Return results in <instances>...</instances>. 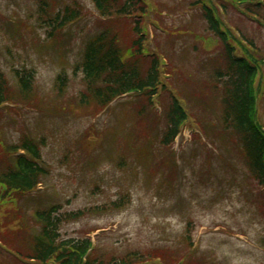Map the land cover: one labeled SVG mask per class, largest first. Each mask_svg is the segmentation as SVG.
Returning <instances> with one entry per match:
<instances>
[{"label": "rangeland", "instance_id": "1", "mask_svg": "<svg viewBox=\"0 0 264 264\" xmlns=\"http://www.w3.org/2000/svg\"><path fill=\"white\" fill-rule=\"evenodd\" d=\"M74 1L82 6L86 18L60 32L54 41H47L44 18H40L42 2L51 11ZM145 1L163 10V18L177 11V17L170 16L166 21L149 13L147 30L154 38L150 39L148 32L146 48L150 52L156 46L159 48L173 72L170 85L177 91L184 89L187 99L200 88V83L206 84L215 63L201 55L200 48H196L199 55L194 53L195 42L190 36L161 34L153 19L168 31L190 27L204 34L203 24L187 10L192 0ZM226 12L228 25L236 27L239 35L254 38L264 48V30L233 7ZM96 19L92 0H0V73L13 91L18 90L15 71L25 68L35 74L33 100L20 103L15 109L0 110V146L16 145L23 135L37 142L43 139L45 143L40 152L48 175L36 192L16 204L22 219L30 220L35 212L58 206L62 214L83 212L81 219L61 226V238H92L94 253L107 259L156 250L174 256L183 247L182 237L191 222L195 246L189 255L194 260L202 264H264V212L258 209L259 193L251 192L244 183L249 181L245 167L227 138L231 167L219 164L217 159L207 163L201 148L183 137L177 140L180 145L176 143L171 149L159 147L164 128L161 112L155 116H147L146 112L144 124L136 122L140 109L136 105L142 104L139 100H118L97 118L90 117L91 106H77L84 85L81 74L74 75L75 67L82 59L86 43L104 29ZM61 74L67 81L59 93L57 77ZM189 74L196 75L200 82L197 80L196 86L187 92ZM167 98L163 93L158 101ZM189 98V104L197 106L194 111L199 123L208 132L205 123L210 113L203 109L209 104L194 94ZM158 105L159 102L156 108ZM261 109L264 113V101ZM142 125L152 127L153 133L149 134L148 128L141 131ZM212 132L216 136L217 128ZM89 135L96 142L88 143ZM210 166L217 169L216 176H209ZM224 179L240 182L245 191L243 197L236 193L231 201L225 199L212 205L209 189L213 184L224 191ZM122 197L127 204L123 209L110 207Z\"/></svg>", "mask_w": 264, "mask_h": 264}, {"label": "trees", "instance_id": "2", "mask_svg": "<svg viewBox=\"0 0 264 264\" xmlns=\"http://www.w3.org/2000/svg\"><path fill=\"white\" fill-rule=\"evenodd\" d=\"M92 3L97 12L96 20L104 29L86 43L82 59L75 67L74 75L81 74L84 85L78 107L91 106L90 117L96 118L116 99L139 92L144 95L145 105L140 107L136 117L144 124L142 118L150 108V97L160 89L166 91L161 81L159 48L156 46L155 53L146 48L150 19L148 4L145 0H92ZM47 6L46 2L40 6L47 41H54L60 32L86 18L84 9L76 1L58 10L47 11ZM231 7L240 8L243 16L253 20L259 30H264V0H192L187 10L203 24L204 34L190 27L168 31L159 23L161 34L166 37L190 36L195 42L194 53L199 55L196 48H200V54L207 55V59L215 63L211 78L208 76L206 84L200 83V88L192 91L187 99L178 92V96L170 95L169 101L162 103L164 128L160 145L170 147L182 129L190 125L201 127L195 118L194 104L187 102L190 95L194 94L196 98L214 96L213 102L218 105L220 115L210 122L211 129L218 130V134L212 136L213 140L222 142L229 137L235 143L252 186L261 189L264 188V124L257 120V104L264 101V48L247 34L241 35L242 40L237 39L225 26L219 10L222 8L226 13ZM164 14L159 7L154 9V16L162 17L164 21L170 16L177 17V11L163 18ZM176 71L174 67V74ZM14 74L17 91L8 86L0 73V108L10 105L14 108H5L15 109L20 103L33 100L34 72L22 68ZM192 77L187 85L188 92L194 84L196 86L197 80L200 82L196 75ZM66 81L64 74L57 77L59 93L66 87ZM180 97L187 102V110L180 104ZM44 146V140L36 144L26 135L17 145L0 146V264H145L155 258H161L165 264H178V258L157 251L131 252L109 259L97 253L86 257L91 248L89 239L63 240L60 236L61 226L70 220L81 219L82 212L62 216L61 207H52L36 212L34 220H23L16 204L36 191L47 177L41 166L40 148ZM19 151L25 154L15 156ZM233 186L234 182L227 184V195H231ZM123 204V201L113 203L112 207L123 208ZM258 206L264 212V192L259 193ZM185 235L183 240L190 242L189 225ZM262 244L264 246V239ZM183 264L201 263L189 260Z\"/></svg>", "mask_w": 264, "mask_h": 264}]
</instances>
